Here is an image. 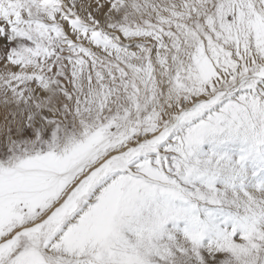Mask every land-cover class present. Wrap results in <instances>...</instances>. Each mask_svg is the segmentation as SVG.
<instances>
[{"label": "snow or ice", "instance_id": "obj_1", "mask_svg": "<svg viewBox=\"0 0 264 264\" xmlns=\"http://www.w3.org/2000/svg\"><path fill=\"white\" fill-rule=\"evenodd\" d=\"M0 264H264V0H0Z\"/></svg>", "mask_w": 264, "mask_h": 264}]
</instances>
